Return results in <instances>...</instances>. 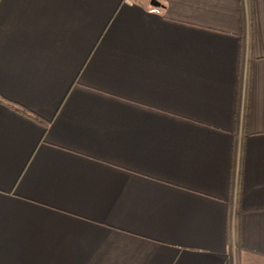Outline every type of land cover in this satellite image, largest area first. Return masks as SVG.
<instances>
[{
	"label": "crops",
	"instance_id": "crops-1",
	"mask_svg": "<svg viewBox=\"0 0 264 264\" xmlns=\"http://www.w3.org/2000/svg\"><path fill=\"white\" fill-rule=\"evenodd\" d=\"M0 264H264V0H0Z\"/></svg>",
	"mask_w": 264,
	"mask_h": 264
},
{
	"label": "trees",
	"instance_id": "trees-1",
	"mask_svg": "<svg viewBox=\"0 0 264 264\" xmlns=\"http://www.w3.org/2000/svg\"><path fill=\"white\" fill-rule=\"evenodd\" d=\"M0 102H3L5 104L9 105L11 108H13V109H15V110L27 115V116H30L34 120L43 124L44 126H48V120H46L43 117H41L40 115L34 113L33 111H31L30 109H28L25 106L19 105L18 103L14 102V101H10L8 99H5L2 95H0Z\"/></svg>",
	"mask_w": 264,
	"mask_h": 264
}]
</instances>
